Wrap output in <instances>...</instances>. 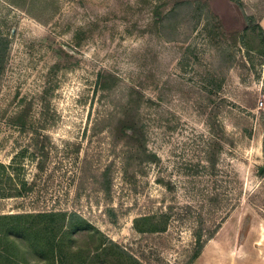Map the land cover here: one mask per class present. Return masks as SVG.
Instances as JSON below:
<instances>
[{"label": "rangeland", "instance_id": "rangeland-1", "mask_svg": "<svg viewBox=\"0 0 264 264\" xmlns=\"http://www.w3.org/2000/svg\"><path fill=\"white\" fill-rule=\"evenodd\" d=\"M52 2L34 18L0 0V163L21 166L0 170V264H188L199 227L190 264H264V0ZM126 99L156 158L124 161L97 129ZM25 109L50 141L17 196L37 175ZM106 166L107 194L91 177Z\"/></svg>", "mask_w": 264, "mask_h": 264}, {"label": "trees", "instance_id": "trees-1", "mask_svg": "<svg viewBox=\"0 0 264 264\" xmlns=\"http://www.w3.org/2000/svg\"><path fill=\"white\" fill-rule=\"evenodd\" d=\"M11 1V3L14 4V6L16 8H19L20 10L26 11L27 13H29V15H31L32 17H36L34 16L31 12H28L29 9L32 6H39V8L41 9V13H43V11L46 8V5H48L49 3H53L52 0H19L20 2H18V0H9ZM37 3H39L37 5ZM10 4V3H9ZM12 4V5H13ZM30 7V8H27ZM28 10H27V9ZM48 8V7H47ZM38 21H42L41 18H37ZM44 23H47L44 21ZM254 30H257V32L263 37V42H264V29H262L261 26H259V24H255L253 26ZM9 38L0 33V75L3 74V64L5 62V60L8 57V52H9ZM245 45V42L243 43ZM246 46V45H245ZM105 79L107 80V83H101L99 85V87L101 88V97L106 100L107 99V95L103 94L104 92H111L113 88H110L113 85H116L118 82V76L115 74H109L107 77H105ZM104 79V80H105ZM126 99L123 102V106L122 109L125 107V110L119 114L117 112H111L109 110L104 111V114L101 116V118H99V124L97 126V129L99 131H107L111 133L112 136V144L116 145V144H120L122 146L123 144V148H124V154H123V160L126 161L128 155L132 158V156L136 153H142V152H147L148 157L152 156L154 158H156L154 152H148L147 148H145V134H144V130L142 129V126L140 125L139 121L137 120V111L139 110V105L140 102L138 99L135 102H129L127 103ZM108 101V100H107ZM104 103V102H103ZM45 109V105L43 107ZM27 109L21 111V114H19V116L16 117L15 122L19 127V131L20 132H30L32 135L35 134V136L31 137V142H30V146L33 148V154L32 157L36 158V162H35V170L37 171V175L36 178L33 180L34 183L30 186H27L26 181H21V187L18 189L16 188V195H23L25 194L28 190H31L32 188L37 186V183L39 184L40 180V171H42L44 169V166L46 164V161L48 160V154H47V146L46 144L49 143L50 141V137L47 134H44L42 136V134H40L38 131L39 129H41V126H35L34 123L31 122V124L27 123L26 120V116H27ZM31 148V149H32ZM26 150V149H25ZM24 151L22 150L20 152V154H24ZM125 155V156H124ZM17 157V156H16ZM19 158H21V156H19ZM12 170H14L15 174H18V172L21 169V166L18 164H13L12 166H4L2 163H0V170H6L7 168H10ZM106 169H104L102 172H100L99 174H92V179H93V183L95 185H98V189H102L103 191H105V194L108 193V188L110 187V180L111 175L109 174V168L108 166L105 167ZM263 167L261 168V172L263 171ZM1 178V175H0ZM101 181V182H100ZM33 186V187H32ZM65 214V213H63ZM64 217V215H63ZM69 223L73 222V220H82V218L80 216L75 215V212H72L69 214ZM149 217L148 216H143L141 217L140 220H137L135 225L138 227L139 224L138 222H144V223H148L149 221ZM139 230L140 233H151V232H155L157 231V225L155 224L154 226H151L149 228H142V227H138L137 228ZM202 227H199L195 234H194V239L196 241V243L194 244L192 253L189 257V261L188 264L194 262V260L200 255V253L202 252L203 246H204V240H202ZM211 234H208V236ZM206 239V238H205ZM124 252V251H122ZM86 259L82 260L80 262V264H83L85 262ZM61 264H63V261L61 262ZM66 264H68L66 262Z\"/></svg>", "mask_w": 264, "mask_h": 264}, {"label": "crops", "instance_id": "crops-1", "mask_svg": "<svg viewBox=\"0 0 264 264\" xmlns=\"http://www.w3.org/2000/svg\"><path fill=\"white\" fill-rule=\"evenodd\" d=\"M260 25H261L262 29H264V26H262V25H264V14L261 17Z\"/></svg>", "mask_w": 264, "mask_h": 264}, {"label": "built area", "instance_id": "built-area-1", "mask_svg": "<svg viewBox=\"0 0 264 264\" xmlns=\"http://www.w3.org/2000/svg\"><path fill=\"white\" fill-rule=\"evenodd\" d=\"M263 105V99L258 100V106L261 107Z\"/></svg>", "mask_w": 264, "mask_h": 264}]
</instances>
